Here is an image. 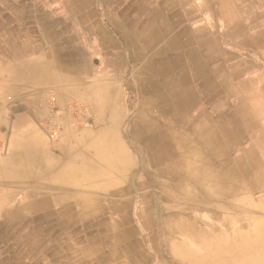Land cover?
I'll list each match as a JSON object with an SVG mask.
<instances>
[{
    "label": "bare ground",
    "instance_id": "6f19581e",
    "mask_svg": "<svg viewBox=\"0 0 264 264\" xmlns=\"http://www.w3.org/2000/svg\"><path fill=\"white\" fill-rule=\"evenodd\" d=\"M155 4L152 5V15L156 19L151 15L146 19L143 16L140 18V23L144 20V28L138 24L142 42L138 52L129 55L133 62L130 80L136 79V113L141 119L135 121L130 129L143 139L140 146H133L130 150L143 160V167L154 183L148 188L153 190L158 201L152 197L145 200L155 204V210L163 217L162 230L171 236L174 235L172 227L181 226L174 223V219L177 221L180 214L187 212L191 206L213 213L216 210L235 213L230 220L238 222V234L228 232L225 240L217 238L209 243L197 239L185 220L177 221L180 224L185 222L182 225L186 227L183 229L184 238L190 243L185 248L186 255H193L196 248L213 249L211 253L197 255L192 263L264 264V201L256 198L259 195L264 197V147L256 149L260 141H264V0H212L209 5L204 0H197L196 6L205 18L190 29V36L184 42L175 40L180 31L173 30L170 17L158 18L165 11ZM188 11L190 9L186 8L185 12ZM216 13L220 17L219 25L215 24L218 23V18H214ZM138 16L133 12V22L138 20ZM182 25L180 21L175 27L181 28ZM112 91L113 86H104L100 81L83 86L80 96H93L95 101L92 104L98 109L101 106L105 108L104 113L109 116L105 118L112 125L96 135L83 149L79 147L81 154L91 156L90 160L77 153L79 157L64 163L61 175L68 179V186L101 188L110 196L124 190L123 186L115 187L113 181L123 177L122 174L127 173L132 163L131 158L126 156L131 154L130 151L115 136L113 146L101 139L106 129L107 132L117 133L114 125L123 114L121 101L120 107L109 109V101L119 99ZM176 121L179 123L176 124ZM246 138L250 141L248 148L244 145ZM28 145L32 147V160L40 159L37 147L42 144L33 142ZM71 147H66V152ZM232 151L235 155L237 151L235 160L229 155ZM192 153L197 156L195 160L188 159ZM48 162L46 157L41 170ZM13 163L16 161H11V166H2L0 172L8 176H26L33 166ZM122 167L126 169L123 172ZM117 172H121L118 178ZM135 173L142 179L139 171ZM55 176L58 178L60 175L56 173ZM70 179H78V182L72 183ZM49 183L48 180L34 185L35 191L43 195ZM56 187L59 190L65 188L58 182ZM34 192L27 194L36 195ZM67 193L60 190L52 196L48 191L40 198V203L35 204L58 206L61 202L67 203L68 207L79 205L78 211L82 214L91 210L84 205L88 200L84 197L87 196L77 194L73 199L76 202H72L73 195ZM180 195L191 199V202L176 209L163 205L164 201L178 200ZM253 197L256 202L252 201ZM12 198H2L0 202L7 204ZM20 200L23 202L26 199ZM200 200L210 201L209 206L203 205ZM225 201L240 205L228 206ZM32 203L31 200L23 202L19 211L12 209L6 212L16 216L28 210ZM120 205H113L115 212L129 210L127 204ZM144 211L142 205L135 206L136 214L141 215ZM241 211L252 213L237 216Z\"/></svg>",
    "mask_w": 264,
    "mask_h": 264
},
{
    "label": "crops",
    "instance_id": "0c3cea01",
    "mask_svg": "<svg viewBox=\"0 0 264 264\" xmlns=\"http://www.w3.org/2000/svg\"><path fill=\"white\" fill-rule=\"evenodd\" d=\"M205 1L209 5L212 0ZM154 2V6L165 11L158 18L170 17L173 30L180 31L178 38L174 37L178 42L187 40L190 29L205 18L196 6L197 0H0V158L4 163L23 160L25 155L17 149H24L33 142L41 143L50 164L41 170L43 158H37L38 165L34 168L38 170L37 176H42L46 182L49 180L52 196L59 190L57 182L65 187L61 192L67 191L68 179L61 175L64 163H70L79 151L81 131L77 123L74 124L78 119L68 112L66 102L84 101L79 97L83 86L99 81L100 60L104 57L101 51L107 52L109 59L107 73L130 74L131 63L126 64L123 58L128 59L130 53L138 52L142 42L138 24L144 28V20L140 23V18L154 17ZM186 8L190 11L185 12ZM133 12L139 15L136 22H133ZM155 15L157 17V13ZM219 20L220 17L216 25ZM180 21L184 25L175 27ZM88 99L94 104L93 96ZM51 105L55 113H51ZM53 127L57 128V134L50 137L48 132ZM67 141L74 145L65 156L63 145ZM56 173L60 175L58 178ZM71 180L78 182V179ZM76 195L73 194L72 202H76L73 200ZM51 206L52 210L35 216L50 218L49 221L38 220L27 226L31 230L29 246L33 250L27 264H90L85 260L84 248L62 247L61 233L74 222L72 219L82 218L83 214L70 209L74 206L68 207L67 203ZM118 215L123 223L131 218L128 211H119ZM22 228L0 227L4 231ZM56 231L60 236H56ZM54 234L59 248L49 250L47 245ZM96 238L89 234L87 244ZM69 252L74 254L70 259ZM92 252L90 248L85 250L91 257ZM0 256V260L4 258L1 253ZM2 260L0 264H5ZM12 262L20 264L18 258Z\"/></svg>",
    "mask_w": 264,
    "mask_h": 264
},
{
    "label": "rangeland",
    "instance_id": "374dc122",
    "mask_svg": "<svg viewBox=\"0 0 264 264\" xmlns=\"http://www.w3.org/2000/svg\"><path fill=\"white\" fill-rule=\"evenodd\" d=\"M100 54L104 57L100 60L101 72L99 74V81L104 86H113L112 92L115 94V97H119L118 100L114 99L109 101V109L113 110V108L119 106L120 101L122 102L123 108V114L122 116H120V120L117 124L114 125L117 133L114 134L110 131L107 132L106 129V134H103L101 136V139L106 143H109L110 146H113V141L115 139H118L130 151L131 154H128L126 156L129 157V159L131 158L132 163L130 165L131 168L127 167L128 164L124 165L125 168H128L127 170L122 167L123 169L121 172L126 170L127 173L130 172L129 174H122L123 177L120 176L121 179H119L120 177L118 178V175L121 172H117L116 178H118V180L113 181L115 187L121 188V186H123L124 190L119 194H113L112 196H110L108 194H105V190L101 188L97 190V188L94 189L86 186L67 187V192L71 193L72 195L84 194L85 196H87L84 197L88 199L84 202V205H88L91 210L83 214L82 218L77 217L76 220H71L74 222L69 227H67V229H65L63 233H61V236H63L62 247L68 248V250H70V247H76L80 249L84 248L83 250L85 260L90 261V264H206L202 263L201 261H194V263H192V261L196 260L195 257H197V255H201L202 253H211L213 249L201 250L196 248L193 249V255H186L185 248L189 247L190 243L184 238L185 235L183 233V229H186V227L182 225H185V222L189 224V230L193 231V235H195L197 239H201L202 241L209 243L212 242V239L216 240L217 238L219 241H223L225 240V236L228 232H233L235 235L238 234V222L235 220H230V217H233L235 213L231 212L230 210L224 212L216 210L215 213H213V211L209 212L206 209H196L191 206L187 210V212H185L184 214H180V216L177 218V221L180 219L185 220L183 224L178 223L174 219L173 222H176L178 226H181H171L174 231L173 236H171L170 234L167 235V233L162 230V225H164L163 217H160V214L155 210L154 203L149 201L146 202L145 200L152 197L151 199L158 201L153 194V190L151 188H148L149 185L152 186L154 183L150 181L151 178H149V174L146 173L145 167H143V160L140 159V157H138L136 153H133L130 150V148H132L133 146H140V141H143V139L141 140L138 138V133L135 130L133 131L132 129H130L134 125L135 121H141L140 117L137 116L136 113L138 107L136 105V79L130 80V74L123 72L115 73L114 71H109L107 73V71L110 69V67L106 65L109 62L107 52L101 51ZM117 60L118 59L114 58V61L117 62ZM123 60L128 65H130L131 63V70V68L133 67V62L131 61V59L123 58ZM131 72L132 71H130V73ZM117 88L118 91L116 92ZM79 97L84 101H67L66 107L68 109V112L74 115L75 118H80L78 119V122H75L74 124L77 123L78 128L81 131L79 147L83 149L85 145H87L92 139H94L96 135L103 133L105 128L111 126L112 123L107 122L108 119L105 117L109 118V116L108 113H104L105 108L103 106L99 107L98 109L87 97ZM54 99L56 98H51V100L53 101ZM51 104H53V102H51ZM53 107L54 106L51 105V113L56 112ZM175 123L178 124L179 121H176ZM48 133L50 137H54L57 134V128H51ZM73 145L74 144L68 141L65 142V144L63 145V154H65V156L69 155L67 154L65 148ZM244 145L247 148L248 146H250V141L247 140V138ZM263 147L264 141H260V145L258 148L256 146V149L262 150ZM31 149L32 147L29 145H26L24 149H17V152L23 153L25 157L23 160H21V164L18 160H14L16 161V163H13L14 165L18 164L26 167H31L33 165V168L29 170L26 176H8L7 173L0 172V199L13 197L7 204L0 202V227L3 226L5 228L13 225L23 227L21 230L16 231H4L3 229H0V253L2 257H4L2 258L3 260H1L5 264H14L12 261L16 258H18L20 264L28 263L29 255L31 252H33V250L29 246V232L31 230L27 228V226L34 224L38 220L45 222L46 220L49 221L50 218H37L35 216L44 215L45 212L53 209L51 204H48L46 206L42 204H35V202L40 201V198H42L44 194H47L48 191L52 193V191L49 186L45 189L43 195L42 193L39 194L35 191L34 185L38 186L45 180L42 176L41 178L39 175L37 176L38 170L34 168L38 165V163H36L35 160H32ZM37 151L40 153V159L43 158V162H45L46 157L44 154V147L42 145L38 146ZM78 153L89 160L91 158V156L87 153L81 154L82 151L80 149ZM80 155L75 154L73 157H79ZM229 155L232 160H235L236 156H238L237 151L236 155L234 151L230 152ZM107 156L108 154H106V157ZM188 156L187 157L188 159L190 158V160H195V158H197L194 153H192L191 156ZM9 164L10 163H4V161L0 158V168L6 165L11 166ZM48 164H50V162H48ZM137 171H139L142 175V179L138 178V175H135V172ZM200 182H202L201 178ZM30 191H35L34 193H36V195L34 193V195L32 196L28 195V192ZM53 191H55V189H53ZM24 198L26 200H24L23 202H29V200L33 201L31 207L28 210L19 212L18 214H16V216H12V213L6 212L11 211L12 209H14L13 211H19V207L23 203L20 199ZM256 198L262 199V201H264V197L260 195ZM256 198H254V200H251L256 202ZM141 200L145 201L141 203ZM189 202H191V199L185 198L184 196L180 195L178 200H167L163 202V205L169 206L172 209H176L178 206L181 207L182 205H186L185 203ZM199 202H202L203 205H207L208 207L210 201L200 200ZM120 203H125L128 205V213L131 218L129 221H126V223H123L121 217L118 215V212H115L113 209L114 204L120 205ZM138 204L142 205L145 209L144 213L141 215L136 214L135 212V206ZM226 204L228 206H233V204L240 205V203H232V201H227ZM79 207V205H75L70 209L78 211ZM147 208H150V210H147ZM237 208H239V206H237ZM1 210H5V212H2ZM209 213H211L212 215H210ZM248 213L252 212L244 213V211H241L237 213V216L241 214L245 215ZM213 214H215V216H213ZM252 221L253 220H251L250 222ZM87 223L91 224L86 226ZM45 232L47 235L49 234V232ZM55 233L56 236L59 235V231H56ZM89 234L96 235L97 238L87 244L86 238ZM118 237L120 239H118ZM51 239V242L49 241L47 245L48 249L59 248V241H56L55 234ZM89 248L93 250L92 257L85 253V250ZM34 251L37 252L38 249ZM113 254H115V257H113L112 259ZM68 256L70 259V256H74V254L69 252ZM98 258L102 260L101 263H98Z\"/></svg>",
    "mask_w": 264,
    "mask_h": 264
}]
</instances>
